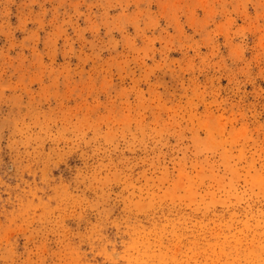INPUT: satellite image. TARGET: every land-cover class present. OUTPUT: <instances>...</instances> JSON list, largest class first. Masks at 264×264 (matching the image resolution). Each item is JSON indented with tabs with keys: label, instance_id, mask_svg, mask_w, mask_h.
<instances>
[{
	"label": "rangeland",
	"instance_id": "1",
	"mask_svg": "<svg viewBox=\"0 0 264 264\" xmlns=\"http://www.w3.org/2000/svg\"><path fill=\"white\" fill-rule=\"evenodd\" d=\"M0 264H264V0H0Z\"/></svg>",
	"mask_w": 264,
	"mask_h": 264
}]
</instances>
